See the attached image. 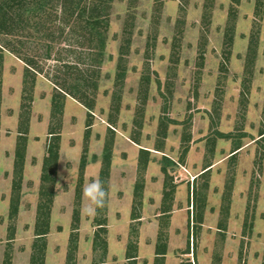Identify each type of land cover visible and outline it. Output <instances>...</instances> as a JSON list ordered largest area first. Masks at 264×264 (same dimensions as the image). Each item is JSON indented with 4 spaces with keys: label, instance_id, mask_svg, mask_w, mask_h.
<instances>
[{
    "label": "rangeland",
    "instance_id": "1",
    "mask_svg": "<svg viewBox=\"0 0 264 264\" xmlns=\"http://www.w3.org/2000/svg\"><path fill=\"white\" fill-rule=\"evenodd\" d=\"M258 1L114 0L106 56L101 66L92 65L93 44L88 31L76 14L71 18L68 12L64 13L61 0L54 1L53 14L44 21L45 30L44 24L38 27L31 20L26 30L0 35V48L10 41L27 56L26 62H37L38 71L25 158L27 177L22 182L15 238L9 241L8 201L14 179V170L9 174V169L21 126L27 64L21 56L22 59L4 49L0 105V264H4L7 254L11 255V264H30L43 158L47 155L50 128L55 126L51 99L55 80L67 72L65 64L78 68L72 71L75 76L98 80V89L86 92L94 106L88 139L87 109L74 98L64 108L45 264L67 263L84 155L88 165L81 189L77 264H93L97 202L85 188L99 182L102 153L110 138L114 144L108 183L105 264H126L128 242L135 240L131 230L137 221H132V212L135 184L141 177V148L152 153L143 173L142 205L137 207L141 216L139 225H135L139 231L137 264H154L161 231L168 239L164 264L264 263V139L260 136L264 131V0L257 16ZM233 9L236 27L229 57L226 33ZM47 29L50 38L44 36ZM252 33H257L259 39L254 62L249 63ZM48 45L52 46L51 59L45 58ZM121 53L127 75L121 100L115 102L114 94L121 88L117 84ZM92 71L98 74H91ZM162 118L176 122L166 124V135L159 134ZM216 130L232 133L234 137L214 142ZM187 141L190 150L184 166L171 170L173 181H168L174 186L175 192L169 196L174 195L173 199L164 201L165 190L171 192L172 188L169 185L165 189L160 160L165 154L178 161ZM237 143L242 148L231 158ZM214 162H217L214 169L200 173ZM164 208L171 210L169 219H165ZM197 210L203 222L195 236Z\"/></svg>",
    "mask_w": 264,
    "mask_h": 264
},
{
    "label": "trees",
    "instance_id": "2",
    "mask_svg": "<svg viewBox=\"0 0 264 264\" xmlns=\"http://www.w3.org/2000/svg\"><path fill=\"white\" fill-rule=\"evenodd\" d=\"M55 0H3L0 2V35H14L17 30L23 29L26 30L30 25L31 20H33L36 25L42 26L46 18L53 14V3ZM114 0H61L64 13L68 12L72 18L75 14L77 20L81 21L84 29L88 31L89 41L93 44L92 52L90 53V59L93 66H101L105 60L106 56V45H107V33L110 27V10L112 8V3ZM235 2L237 0H234ZM262 1L257 2L256 14L262 7ZM182 13H185L184 7L180 8ZM49 20V19H48ZM45 25V24H44ZM47 25V24H46ZM46 25L44 30L46 29ZM236 27V10H232L230 13V18L227 27L226 33V44L227 50L226 54L231 55V48L233 45L234 35ZM49 29L45 32L44 36L50 38ZM42 31V30H41ZM258 35L257 33H252L249 41V52L248 60L254 62V59L257 54L258 48ZM22 45L24 42H20ZM4 45H1L0 48V105L2 100V72L4 65V49L9 50L11 53L15 54L22 60L27 59V56L23 54L22 50L14 48L12 43L9 41ZM52 46H47L46 50V59H51L52 57ZM21 56V57H20ZM203 55L201 56V58ZM227 57V60H229ZM26 62V60H25ZM27 66L24 70L23 76V94H22V112L20 114L21 126L19 127L17 145L15 150V164H14V179H13V188H12V197L10 200V214L9 219L11 221L9 226V241H12L15 238L16 228L15 221L19 214V205L21 200V189L22 182L24 177V166L26 151L29 143V123L31 118V106L34 100V89L37 81L38 71L35 69L37 62L33 60H28L26 62ZM67 69V72L64 74L63 78L55 80V91L51 99V117L52 122L55 125L50 128V140L47 145V155L43 161V172L41 176V188L39 191L40 201L37 207V219L35 224V239L32 246V254L30 258V264H45L46 254H47V235L50 232V222H51V213L53 208L54 199L56 196L55 185L57 182V168L60 158V142H61V129H62V116L64 114V108L66 104V99L68 96L77 100L81 105L87 109V131L86 138L88 139L90 134L91 118L93 112V103L87 97L86 92L89 89L96 91L98 89V80H91L85 75L75 76L74 71L78 68L72 65H64ZM94 71L91 72V74ZM94 75L98 72L93 73ZM127 75V69L124 67V58L121 53L118 73H117V84L120 85V91L117 94H114V99L116 101L121 100L120 93L123 90V83ZM118 108V107H117ZM116 108V109H117ZM167 119V118H165ZM167 123H176L173 120L164 121L162 118L159 134L166 135ZM260 136L264 139V131H261ZM165 137V136H164ZM232 133H223L219 130H216L213 135V140L224 139L232 140ZM245 137V136H242ZM186 141V140H185ZM188 142V141H187ZM183 146V151L179 157L178 161L170 158L167 155H163L160 160L161 170L165 174V189L170 187L172 191L169 192L165 190L164 201L167 199H173V196L169 197L171 193L175 192L174 186L169 181H173L171 170L173 171L177 166L183 165L186 161L187 154L190 150V146ZM113 138L107 140L105 147L103 149L102 158H101V169L99 175V183L101 184L104 196L102 197V202L97 203L96 207V216L93 220L94 226L97 227V230L94 232L93 238V251L95 254L93 264H105L108 257V183L110 179V171L112 165V155H113ZM242 148L240 143L235 144L232 148L231 158L235 157L239 150ZM86 152V151H85ZM151 151L141 148L139 151V170L141 171V177H139L135 184L134 189V209L132 212V221H137V224L132 225L131 234L135 237V240H129L126 251V264H137V258L139 253L138 247V237L139 231L135 225H139L140 214L137 211V207H141L143 191L145 187V179L143 176L144 171L147 169L151 157ZM93 162L97 161V156H94ZM88 165L87 157L84 155L80 163L81 177L79 180V185L76 192V208L73 212V225L72 231L69 237V246L67 253V263L66 264H77V252L79 249V229H80V201H81V189L83 185V175L86 166ZM207 173V172H205ZM194 207L196 206L197 196L196 190H194ZM196 208V207H195ZM196 210V209H195ZM170 209L164 208L163 214L166 215L165 219L170 218ZM227 211V210H226ZM201 212V211H200ZM168 215V216H167ZM202 214L198 212L195 213V227L194 235L198 236L202 223ZM221 230H225V227H219ZM167 236L163 231L160 232L158 237V243L156 245L155 252V262L154 264H164L165 257L167 255L168 246H167ZM189 253V252H188ZM4 264H11V255L7 254ZM264 264V263H263Z\"/></svg>",
    "mask_w": 264,
    "mask_h": 264
},
{
    "label": "clouds",
    "instance_id": "3",
    "mask_svg": "<svg viewBox=\"0 0 264 264\" xmlns=\"http://www.w3.org/2000/svg\"><path fill=\"white\" fill-rule=\"evenodd\" d=\"M85 191L91 194L92 199H94L97 203L102 202V197L104 196V191L99 182H93L89 184Z\"/></svg>",
    "mask_w": 264,
    "mask_h": 264
},
{
    "label": "crops",
    "instance_id": "4",
    "mask_svg": "<svg viewBox=\"0 0 264 264\" xmlns=\"http://www.w3.org/2000/svg\"><path fill=\"white\" fill-rule=\"evenodd\" d=\"M69 100H72V101H74V99L72 98V97H69L68 99H67V101H66V104H67V102L69 101ZM66 104H65V106H66ZM29 144V143H28ZM16 145H17V143H16ZM15 150H16V146H15V148H14V152L12 153L13 155H12V157H14V158H12L11 157V168L9 169V174H11V172L14 170V164H15ZM240 151V150H239ZM231 154V153H230ZM232 155V154H231ZM43 160H44V158H43ZM217 164V162H214V163H212V164H208L205 168H202L201 169V171H200V173H205V172H209V171H211L212 169H214V167H215V165ZM182 166V165H181ZM184 166V165H183ZM12 169V170H11ZM27 177V173H26V161H25V173H24V177H23V181L25 180V178ZM10 197H11V195L9 196V199H10ZM8 199V200H9ZM9 203V207H10V200L8 201ZM0 203H2V200L0 199ZM6 203V202H5ZM8 206V205H7Z\"/></svg>",
    "mask_w": 264,
    "mask_h": 264
}]
</instances>
